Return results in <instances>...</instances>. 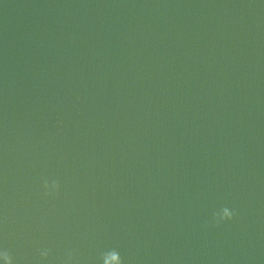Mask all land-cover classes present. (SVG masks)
Returning <instances> with one entry per match:
<instances>
[{
    "label": "water",
    "instance_id": "obj_1",
    "mask_svg": "<svg viewBox=\"0 0 264 264\" xmlns=\"http://www.w3.org/2000/svg\"><path fill=\"white\" fill-rule=\"evenodd\" d=\"M42 247L264 264V0H0V250Z\"/></svg>",
    "mask_w": 264,
    "mask_h": 264
},
{
    "label": "clouds",
    "instance_id": "obj_2",
    "mask_svg": "<svg viewBox=\"0 0 264 264\" xmlns=\"http://www.w3.org/2000/svg\"><path fill=\"white\" fill-rule=\"evenodd\" d=\"M60 189L61 182L58 179L49 180L48 178H43L42 191L45 197L58 199L60 196ZM236 215L237 213L235 210L223 207L219 211L213 213L211 223L218 227L221 223L235 219ZM38 255L40 258V264H48L52 255V249L49 247H42L38 249ZM0 259L3 260L4 264H14V257L7 249L0 250ZM62 264H78L75 250L68 249L66 251ZM99 264H124V260L118 249L110 248L99 253Z\"/></svg>",
    "mask_w": 264,
    "mask_h": 264
}]
</instances>
